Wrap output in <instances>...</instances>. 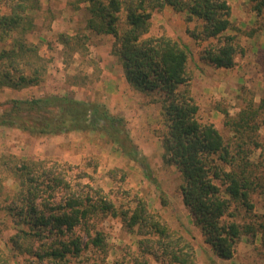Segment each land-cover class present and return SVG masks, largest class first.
I'll use <instances>...</instances> for the list:
<instances>
[{
	"label": "trees",
	"instance_id": "trees-1",
	"mask_svg": "<svg viewBox=\"0 0 264 264\" xmlns=\"http://www.w3.org/2000/svg\"><path fill=\"white\" fill-rule=\"evenodd\" d=\"M254 1L253 10L259 14L264 0ZM74 2L87 4L86 31L114 38L111 55L122 65L129 87L160 103L165 128L162 162L181 174L183 204L214 253L220 259H231L240 240L257 233L264 246L263 221L240 224L233 220L239 208L247 213L253 210L250 194L258 184L250 165L243 162L244 150L240 145L234 150L214 124L199 120V107L187 89V48L166 36H147L153 12L171 7L186 13L187 21L202 22L198 32H189L192 38L218 39L204 50L202 59L217 69L232 68L235 55L243 50L234 36L225 35L231 27L228 1ZM40 9V0H0V42L12 37L9 46L0 49V89L21 90L42 81L46 63L39 48L26 38L36 27L34 12ZM84 37L59 34L58 42L79 52ZM6 105L0 113V128H16L34 136L101 128L122 153L134 159L122 120L111 117L101 103L49 95L12 99ZM91 116L94 125L88 122ZM225 117V125L233 124L240 137L254 129L243 120L241 124ZM67 176L66 165L58 162L25 160L12 154L0 157V212L14 225L7 248L0 247V264H14L21 255L30 257L28 264H68L90 244L103 250L105 240L94 223L108 215L142 236L140 248L157 261L196 264L190 244L152 214L144 199L134 196L133 206L118 207L100 191L72 184ZM7 179L13 180L16 190L3 197Z\"/></svg>",
	"mask_w": 264,
	"mask_h": 264
},
{
	"label": "rangeland",
	"instance_id": "rangeland-1",
	"mask_svg": "<svg viewBox=\"0 0 264 264\" xmlns=\"http://www.w3.org/2000/svg\"><path fill=\"white\" fill-rule=\"evenodd\" d=\"M74 1L40 0L41 9L34 12L36 27L26 38L39 48L46 71L37 86L0 89V113L9 100L49 95L101 103L111 117L122 120L134 159L122 153L101 128L55 136H34L16 128H0V157L12 154L25 160L65 164L72 184L100 191L118 207L133 206L131 200L139 196L171 232L190 244L196 264H264L259 233L254 238H242L233 257L227 260L220 259L206 242L183 204L179 190L183 183L181 174L162 162L161 137L165 128L160 103L154 101V96L129 87L122 65L111 55L114 38L86 31L87 4ZM227 1L231 27L225 35L234 36L243 50L235 55L232 68L217 69L205 62L204 50L218 39L192 38L189 32H198L202 22L187 21L186 13H177L171 7L153 12L147 36H166L187 48L186 71L190 77L187 89L199 107V120L214 124L234 150V146H241L243 162L250 165L258 183L250 194L253 210L247 213L239 208L233 220L240 224L264 222V8L258 14L253 10L257 3L254 0ZM59 34L86 39L81 42L80 51L74 52L58 42ZM11 39L10 36L0 42V49L7 48ZM111 77L116 79L115 83L109 81ZM225 114L234 122L242 124L243 120L251 124L253 131L240 137L233 124L225 125ZM88 122L96 124L92 116ZM15 190L13 180L7 179L3 197ZM94 227L103 235L106 247L101 250L90 244L80 257L70 258L68 264H170L145 253L138 243L142 236L129 232L119 218L102 217ZM13 234L11 219L0 212L2 249L7 248ZM29 259L21 255L14 264H28Z\"/></svg>",
	"mask_w": 264,
	"mask_h": 264
},
{
	"label": "crops",
	"instance_id": "crops-1",
	"mask_svg": "<svg viewBox=\"0 0 264 264\" xmlns=\"http://www.w3.org/2000/svg\"><path fill=\"white\" fill-rule=\"evenodd\" d=\"M121 77V76H120ZM114 80H116L115 78H113V77H111V79L109 78V81H111V83H115L116 81H114ZM120 82L125 86L126 85V82L124 81V78L123 77H121L120 79ZM108 81V82H109ZM125 83V84H124ZM117 91V90H116ZM115 96H119V94H116ZM121 100L123 99V98H120Z\"/></svg>",
	"mask_w": 264,
	"mask_h": 264
}]
</instances>
